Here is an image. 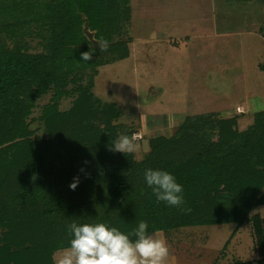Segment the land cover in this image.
Returning <instances> with one entry per match:
<instances>
[{"label": "trees", "instance_id": "16d2710c", "mask_svg": "<svg viewBox=\"0 0 264 264\" xmlns=\"http://www.w3.org/2000/svg\"><path fill=\"white\" fill-rule=\"evenodd\" d=\"M128 2L0 0V264H53L73 222L104 223L125 234L140 221L149 233L232 222L230 237L246 219L257 263L264 264V217L250 213L264 201V111L253 112L245 128L237 127L238 113L187 114L173 134L150 138L138 161L110 150L118 109L93 93V76L99 65L128 54L118 36ZM32 34L40 37L39 50H29ZM102 41L107 51H99ZM89 51L92 59L84 62L81 54ZM258 68L264 73V60ZM47 92L37 116L44 136L34 139L27 118ZM63 97H71L66 110L58 107ZM148 168L174 175L190 213L156 203L144 178Z\"/></svg>", "mask_w": 264, "mask_h": 264}, {"label": "rangeland", "instance_id": "374dc122", "mask_svg": "<svg viewBox=\"0 0 264 264\" xmlns=\"http://www.w3.org/2000/svg\"><path fill=\"white\" fill-rule=\"evenodd\" d=\"M128 4L129 18L118 35L128 54L97 67L92 91L116 104V140L129 130V137L140 145L130 154L133 160L148 153L150 138L173 134L187 114L216 111L231 117L235 104L241 103L245 110L236 107L237 127L252 123V113L264 103V96L247 88L243 70L264 60L260 37L264 0H129ZM87 38L94 43L92 32ZM38 41L36 34L28 37L29 50H39ZM49 96L47 92L38 97L27 118L31 138L44 136L37 116ZM70 105L71 97L58 103L60 110ZM255 211L264 217V201L250 213ZM233 226L223 222L152 233L167 241L168 264H226L233 258L258 264L250 221L246 219L229 237Z\"/></svg>", "mask_w": 264, "mask_h": 264}, {"label": "clouds", "instance_id": "9594fccd", "mask_svg": "<svg viewBox=\"0 0 264 264\" xmlns=\"http://www.w3.org/2000/svg\"><path fill=\"white\" fill-rule=\"evenodd\" d=\"M99 44V51H107V41ZM93 51L81 54L87 62L92 59ZM257 111H264V103H258ZM140 145L134 137L120 136L110 148L111 151L132 154ZM144 178L156 198V203H165L170 207L180 208L183 213L191 209L182 207L185 204L183 186L176 182L174 175L160 170L148 168ZM76 183L70 185L74 190ZM149 225L140 221L138 227L125 234L118 228L104 223L75 222L69 225L72 237L67 247L54 256V264H168L170 249L167 241L156 233L148 232ZM134 236L135 239H131Z\"/></svg>", "mask_w": 264, "mask_h": 264}, {"label": "crops", "instance_id": "0c3cea01", "mask_svg": "<svg viewBox=\"0 0 264 264\" xmlns=\"http://www.w3.org/2000/svg\"><path fill=\"white\" fill-rule=\"evenodd\" d=\"M262 40L264 39L263 36L260 35ZM261 57V56H260ZM244 78H245V83L247 85L248 89H251L254 91L255 94H259L260 96H264V73H262L259 68H258V61H256L255 64H247L245 65L244 68ZM240 106L242 108V113H244V107L241 103H236L234 108H235V113L240 111L236 110V107ZM238 109V108H237ZM255 112V111H254Z\"/></svg>", "mask_w": 264, "mask_h": 264}, {"label": "water", "instance_id": "95a60500", "mask_svg": "<svg viewBox=\"0 0 264 264\" xmlns=\"http://www.w3.org/2000/svg\"><path fill=\"white\" fill-rule=\"evenodd\" d=\"M84 32L87 34L88 37H91V32L88 30H84ZM94 44H97L94 40Z\"/></svg>", "mask_w": 264, "mask_h": 264}]
</instances>
